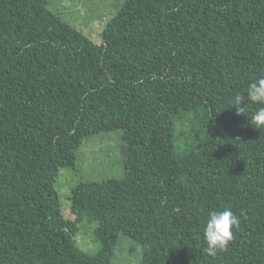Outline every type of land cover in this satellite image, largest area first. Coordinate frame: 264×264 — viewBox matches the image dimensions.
<instances>
[{"label": "trees", "instance_id": "16d2710c", "mask_svg": "<svg viewBox=\"0 0 264 264\" xmlns=\"http://www.w3.org/2000/svg\"><path fill=\"white\" fill-rule=\"evenodd\" d=\"M49 2L0 0V264H112L120 233L139 264H264L259 105L223 119L264 77V0H123L100 43ZM118 129L124 176L80 181L64 217L59 170L85 137ZM224 209L240 224L209 256L207 216ZM85 222L94 253L76 241Z\"/></svg>", "mask_w": 264, "mask_h": 264}, {"label": "rangeland", "instance_id": "374dc122", "mask_svg": "<svg viewBox=\"0 0 264 264\" xmlns=\"http://www.w3.org/2000/svg\"><path fill=\"white\" fill-rule=\"evenodd\" d=\"M122 3L123 0H50L49 7L89 39L100 43L109 36L107 22ZM253 106L257 105L249 104L247 109ZM235 114L238 113L236 108L232 107L230 99L225 106L223 119L231 118ZM176 133L180 135L179 142L182 141L186 146L196 144V136L186 124L180 123ZM124 158L121 130L101 131L85 137L78 149L75 166L61 168L54 182L64 217H72L69 196L75 185L85 179L100 181L123 177ZM94 227V223L85 222L76 234L77 244L88 253H94L100 248ZM141 257L140 244L128 235L120 233L112 264H139Z\"/></svg>", "mask_w": 264, "mask_h": 264}, {"label": "clouds", "instance_id": "9594fccd", "mask_svg": "<svg viewBox=\"0 0 264 264\" xmlns=\"http://www.w3.org/2000/svg\"><path fill=\"white\" fill-rule=\"evenodd\" d=\"M231 104L238 114H243L249 104L259 105L248 123L255 129H264V77L250 82L246 92L234 94ZM239 224L240 219L230 209L209 212L203 229L205 252L209 256H216L218 252L224 251L233 239V230Z\"/></svg>", "mask_w": 264, "mask_h": 264}]
</instances>
